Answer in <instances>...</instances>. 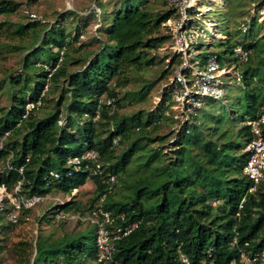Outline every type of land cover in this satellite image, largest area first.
<instances>
[{
    "label": "trees",
    "instance_id": "1",
    "mask_svg": "<svg viewBox=\"0 0 264 264\" xmlns=\"http://www.w3.org/2000/svg\"><path fill=\"white\" fill-rule=\"evenodd\" d=\"M119 2L120 9L108 13L99 1L102 29L90 43L79 47L75 43L81 37V26L68 31L66 19L52 26L40 21L21 23L9 33L13 39H32L33 43L24 56L22 73L10 79L12 105L0 108V160L7 163L0 174V186L9 193L18 187L19 197L25 200L54 193L73 197L75 190L91 180L95 190L89 214L101 209L111 214L116 225L137 224L117 242L116 264H180V254L191 264H247L245 258L249 264H264V181L250 193L252 182L244 173L248 160L245 148L254 139L245 122L264 114V39L259 38L264 23L251 18L250 25L244 23V34L239 24L236 35L225 28L228 38L218 43L219 51L198 55L202 66L216 57L221 68H229L238 62L234 58L236 47L251 52L238 72L244 112L235 108L239 100L228 108L230 119L225 123L220 120L210 126L195 116L192 124H184L171 135L175 142L170 153H164L171 136L154 133L161 122L169 120L164 115L166 108L146 118L142 112L119 115L118 91L130 85L132 72L157 65L158 51L173 41L166 23L176 20L177 15L167 0H141L136 6ZM258 4V8L264 7V0ZM18 8L15 2L1 1L0 16L15 15ZM231 20L227 18L225 26ZM92 46L96 48L90 51ZM176 64L181 61L173 54L165 72L171 74ZM43 65L56 69L50 81ZM5 83L0 82V93ZM48 83L42 108L24 119L27 104L36 102ZM147 88L141 96H146ZM54 91L59 95L53 109L39 117ZM167 97L166 92L162 105ZM108 100H113L112 105H107ZM99 109L100 119L94 122ZM88 150L99 154L102 175L95 174L93 166L84 165L80 173L66 177L68 159ZM135 160L142 175L131 178L127 170ZM51 172L61 174L62 180L49 183L46 178ZM112 176L115 182H110ZM34 208L20 212L30 213ZM57 210L85 216L72 200L57 205L54 216L49 218L51 211L40 222L66 223L56 219ZM20 221L18 217L15 224L5 225L0 217V238H8L11 227ZM89 230L90 225L83 232L42 234L35 244L19 243L17 254L24 264H87L89 258L100 264L97 244L92 250L88 248ZM3 240L0 253L7 249Z\"/></svg>",
    "mask_w": 264,
    "mask_h": 264
},
{
    "label": "rangeland",
    "instance_id": "2",
    "mask_svg": "<svg viewBox=\"0 0 264 264\" xmlns=\"http://www.w3.org/2000/svg\"><path fill=\"white\" fill-rule=\"evenodd\" d=\"M12 1L19 4L18 12L12 16H0V82L5 81L3 91L0 93V108H9L12 105L11 93L9 89V82L11 77H18L22 73L23 59L28 53L29 49H32V39L27 41H20L10 37V32L21 23H27L32 21H40L44 25H55L62 19H66L64 25L68 31H73L76 26H81V37L75 47H79L83 43H90V40L99 35L101 31L100 9L98 7L99 1L106 7V12H115L122 6L119 0H0ZM123 4L130 2L136 6L141 0H120ZM220 3L211 4L209 0H200V13L199 20L193 23V26L200 30L201 36L195 43H192L194 56H191V61H198V55L207 52H218V43L225 41L228 37L224 36L225 28L231 33L240 31L237 28L242 29V33L246 32L244 23L247 25L250 23L251 18H257L258 23H264V7L258 8V0H220ZM262 2V1H261ZM209 10V11H205ZM233 21L230 25L225 26L227 18ZM174 20V19H173ZM172 20L171 24H167L171 33H174L175 22ZM73 21V22H72ZM6 29H9L6 31ZM215 31V32H214ZM164 35H167V31H163ZM241 37L239 36V39ZM259 38L264 39V26L259 32ZM96 45V44H95ZM21 46L27 47V49ZM97 46V45H96ZM96 46H92L90 51L95 50ZM170 42L166 43L159 51L156 61L157 65L149 67L143 72H132V80L130 85L124 89L118 91L120 99V107L117 108L119 115L132 116L139 112L145 113L144 118L151 114H158L162 108V97L165 88L174 83V71L179 66L173 65L171 74H168V64L171 63L173 57V51ZM17 47V49H16ZM179 62V61H178ZM245 65L233 64L231 67H227V75H223L221 79L224 86V102L217 101L211 98L205 100L203 110L198 112L195 116L196 120L205 123L206 125H217L221 120V123H225L230 119L228 114V108L232 107L235 101L240 100V104L235 107L241 112L245 110V100H243V92L238 90V77L237 73L240 72ZM75 71L77 68H72ZM242 89V84H240ZM148 87V88H147ZM148 89L145 97L140 94ZM143 89V90H142ZM17 92V90H14ZM59 91H54V94L49 95L48 99L51 102L46 105V109L38 112L39 117H43L48 111H51L54 106V101L58 97ZM176 107V106H175ZM180 110L173 108L168 113V121L161 122L160 128L154 133L155 136L170 137L174 133H178L181 129L182 122L180 120ZM166 115V114H165ZM194 116V117H195ZM234 117V116H233ZM172 119V121H170ZM225 128H229L227 125ZM169 140L170 144L165 143L163 149H166L164 153L171 151V147L175 142L174 136H171ZM172 144V145H171ZM86 148V147H85ZM117 154H120V149L117 150ZM170 153V152H169ZM131 164L128 168L130 177H136L142 175L138 173L136 165ZM7 168V163L0 160V174ZM148 174V173H147ZM95 186L91 180H88L86 184L79 189L75 190L73 197L64 194L54 193L47 197V201L38 205L32 209L30 213L22 214L18 213V217L21 221L9 230L8 238L4 239L2 245H6L7 249L0 253V264H24L17 254V245L21 242H29L35 244L37 237L42 234L57 232L59 235L64 233L83 232L90 225L88 231L89 250L96 247V237L98 229L95 225L89 222H81L78 220H67L62 224H49L47 222H40L41 217L44 214H49V218L56 213V206L61 202L69 203L70 201H76L81 207L82 212L85 213L84 217H88L90 214L87 210L90 202L94 197ZM22 199L19 197L18 187L13 190L12 193L6 191L5 187L0 186V217L3 221L9 224V214L15 210L13 206L14 201ZM5 211H7L5 213ZM58 211V210H57ZM58 213V212H57ZM79 213H81L79 211ZM75 215V214H74ZM76 216H80L79 214ZM55 225V226H54ZM87 264H98L96 260L87 259Z\"/></svg>",
    "mask_w": 264,
    "mask_h": 264
},
{
    "label": "built area",
    "instance_id": "3",
    "mask_svg": "<svg viewBox=\"0 0 264 264\" xmlns=\"http://www.w3.org/2000/svg\"><path fill=\"white\" fill-rule=\"evenodd\" d=\"M167 4L169 8L175 10L177 15V19L173 20L175 22V29L174 33H172L173 41L171 48L173 54H176L180 58L181 64L174 71V83L165 88L164 94L167 92L168 100L165 105H162V108H166L164 112V115L166 114L165 116H169L168 113L173 108H176L177 111L180 110L182 125L186 123L192 124L194 122V116L197 114V111L203 108L207 98L217 101H221L224 98V84L221 79L223 75H227L228 73H226L225 68H221L216 57H210L203 66L198 61H191V56L195 55L192 54V43H195L198 37L201 36V29L199 30L197 26H193V23L199 20V16L201 15L199 12L200 0H167ZM171 23L172 20L167 22V24ZM62 55L63 53H61ZM250 55L251 52L242 46H238L234 50V58L240 64L246 63ZM61 61L62 58L60 59ZM43 69L49 73L48 80L50 81L56 69L48 65H43ZM237 77L240 78L238 73ZM239 78H237L238 81L240 80ZM49 85L50 83L46 85L41 97L36 102H29L27 104L24 119H27L32 111H38L42 108L43 98L49 91ZM102 100L104 101V98ZM112 103L113 100L107 101V105H112ZM99 119L100 109L97 111L94 122H97ZM245 125L250 128L254 135V139L245 148V152L248 153V160L244 167L245 175L252 182V187L249 192L254 193L264 181V114L260 115L256 120H247ZM84 165L85 168H88L89 165L93 166V172L102 175L99 154L95 151L88 150L81 155H76L68 159V172L66 173V177H74L82 171ZM20 173H22V169H20ZM46 180L49 183H59L62 180V175L57 172H51ZM110 182H115L114 176L110 177ZM46 198L34 195L27 200H15L13 204L15 210L9 214V222L15 224L18 221V213L23 208H34L38 204L47 201ZM64 204L66 203L61 202L59 205L62 206ZM56 219L66 221L76 219L81 222H89L97 227L96 244L98 249V262L100 264H116L114 261V253L117 242L137 228L136 223L125 227L116 225L111 214L101 209L93 211L88 217L76 216L58 210ZM243 258H245L244 255ZM263 258L264 253L262 254ZM245 260L247 264L250 263L249 259L245 258ZM179 262L180 264H191L188 257L184 254H180Z\"/></svg>",
    "mask_w": 264,
    "mask_h": 264
},
{
    "label": "bare ground",
    "instance_id": "4",
    "mask_svg": "<svg viewBox=\"0 0 264 264\" xmlns=\"http://www.w3.org/2000/svg\"><path fill=\"white\" fill-rule=\"evenodd\" d=\"M211 1V2H210ZM214 2H218L219 0H209V2L212 4ZM213 4H217V3H213ZM205 11H209V10H205ZM215 32V31H214Z\"/></svg>",
    "mask_w": 264,
    "mask_h": 264
},
{
    "label": "crops",
    "instance_id": "5",
    "mask_svg": "<svg viewBox=\"0 0 264 264\" xmlns=\"http://www.w3.org/2000/svg\"><path fill=\"white\" fill-rule=\"evenodd\" d=\"M211 2V1H210ZM221 1L219 0L217 3H220Z\"/></svg>",
    "mask_w": 264,
    "mask_h": 264
}]
</instances>
